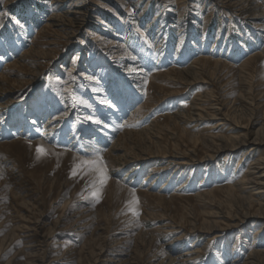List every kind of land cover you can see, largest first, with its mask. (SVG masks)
I'll return each instance as SVG.
<instances>
[{"label":"rangeland","instance_id":"374dc122","mask_svg":"<svg viewBox=\"0 0 264 264\" xmlns=\"http://www.w3.org/2000/svg\"><path fill=\"white\" fill-rule=\"evenodd\" d=\"M0 57V264H264V0H0Z\"/></svg>","mask_w":264,"mask_h":264},{"label":"bare ground","instance_id":"6f19581e","mask_svg":"<svg viewBox=\"0 0 264 264\" xmlns=\"http://www.w3.org/2000/svg\"><path fill=\"white\" fill-rule=\"evenodd\" d=\"M204 62H206V60ZM241 65H243V64H241ZM163 99H165V98H163ZM244 142H250V144H258V145H260V146H262L264 148V137H261L257 132H255V133L253 132L252 133V130L247 129V132L245 133V136H244L243 140L240 141V142L234 143V145H232V150L234 151V149L239 148L242 144H244ZM149 156H151V155H149ZM179 160H180L181 163H186V161L184 159H179ZM262 167H264V157L258 161V164L255 167L256 169H258L257 174H259V172H260ZM253 178H255V179L260 178L262 180V184H263L262 187L264 188V173H260V175H256ZM252 216L254 217L255 221H262L264 223V216L263 215L255 214V215H252ZM256 254H257V252L253 254L254 256H250V258H249L250 261H248L250 264H258L257 260L254 258L256 256Z\"/></svg>","mask_w":264,"mask_h":264},{"label":"snow or ice","instance_id":"6c2138e0","mask_svg":"<svg viewBox=\"0 0 264 264\" xmlns=\"http://www.w3.org/2000/svg\"><path fill=\"white\" fill-rule=\"evenodd\" d=\"M0 59H2V57H0ZM96 122L99 123L100 121H96ZM36 154H37V157L39 158L40 156L45 154V149L41 146H37ZM98 163H102V160H84V161H81L80 166L94 168V170L99 174L98 175L99 182L101 184H103L104 180L106 179V176H105V173L102 169L95 167ZM70 174L76 175V168L75 167ZM98 195H99L98 191L92 192L93 198H98ZM133 196H134V194H133ZM137 202L138 201L134 197L132 203H137ZM129 210L132 212L133 215H138V212H136V210L134 208H130Z\"/></svg>","mask_w":264,"mask_h":264}]
</instances>
